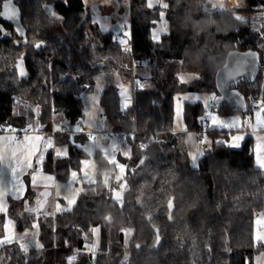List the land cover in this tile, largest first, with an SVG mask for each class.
Returning <instances> with one entry per match:
<instances>
[{"label":"trees","instance_id":"16d2710c","mask_svg":"<svg viewBox=\"0 0 264 264\" xmlns=\"http://www.w3.org/2000/svg\"><path fill=\"white\" fill-rule=\"evenodd\" d=\"M228 2L227 11H216L208 0H154L151 8L146 0H130L136 68L153 66V86L140 87L124 110L117 86H107L101 97L109 128L129 134L125 140L132 155L125 159L123 200L114 198L118 184L113 181L85 184L72 210L39 218L42 248L25 253L5 246L0 248V264H68L70 255L92 242L95 227L101 231L96 261L80 252L78 264H253L252 257L264 249L253 239L257 211L264 210V170L256 166L254 138L247 137L240 148L214 144L194 168L172 132L175 95L209 91L218 96L216 72L234 50L259 52L257 78L235 88L252 90L259 103L264 99V27L255 31L239 20ZM4 3L5 15L16 8L18 13L15 21L0 19V129H27L36 123L55 144H68L69 158L50 152L43 166L65 181L87 154L69 143L71 134L59 131L55 113H64L71 123L84 118L79 94L91 91L102 71L119 68L130 76L131 68H125L130 57L115 33L103 31L87 13L84 0H68L67 5L64 0ZM247 3L249 13L264 6V0ZM161 13L166 33L161 34L162 43H154L150 30L161 22ZM57 26L71 33L70 45L55 31ZM189 71L199 78L179 83V74ZM140 80L147 82L142 76ZM15 97L31 106L20 113ZM214 108L242 114L229 106ZM204 111L200 102L185 104L184 120L191 130H199L197 117ZM99 163L108 166L105 157ZM23 201L11 199L8 213L19 230L35 219L19 212ZM5 219L0 215V238Z\"/></svg>","mask_w":264,"mask_h":264},{"label":"rangeland","instance_id":"374dc122","mask_svg":"<svg viewBox=\"0 0 264 264\" xmlns=\"http://www.w3.org/2000/svg\"><path fill=\"white\" fill-rule=\"evenodd\" d=\"M55 1V0H52ZM58 1V0H56ZM86 4L87 13L91 15L92 19L96 21L100 28L103 31H112L115 33L117 40L124 39V27L131 25V11H130V0H84ZM152 2L154 0H151ZM164 1V0H162ZM226 1L228 0H208L209 3L215 5L214 10L227 11ZM230 3V2H228ZM164 4V2H163ZM50 8V7H49ZM248 9V3L242 9H233L236 11L235 16L243 21L248 22L250 27L255 31H258L264 27V6L259 7L255 12L249 13L246 12ZM165 19H162L161 22L156 26L154 30L162 29ZM167 26V24H166ZM55 31L59 34L62 41L70 45L71 43V33L66 32L60 26H57ZM163 31L161 32V34ZM125 68L128 72V69L131 68L130 62L126 63ZM147 69V70H146ZM146 69H136L135 74L137 75L138 82L142 88H151L152 82L150 80L152 76L153 66L148 64ZM145 77L147 82L142 84L140 77ZM179 77L183 78L185 83L191 82L197 78L199 75L195 72H182L179 74ZM94 86L91 91L81 92L79 94L80 98L83 101V110L84 118L82 122L87 130H99V131H108L111 130L108 126L104 107L101 104V97L107 86L115 85L118 88L119 95L121 97V103L128 102L132 97V80L130 76L123 74L122 70L119 68H112L105 71H102L95 75ZM217 95L215 92H185L178 93L175 95L174 107H175V116L172 129L177 130L180 134V139L183 142V149L189 153L190 164L193 166V160L191 155L197 157L196 164L198 165L200 158L205 154V149L211 147L214 144L225 143L227 145L230 142L229 137H240L239 141H236L238 145L242 143L247 136H252L254 138V154L257 166L264 168V165H261V161L264 160V155H259L256 153L258 147H264V128H258L260 123L258 115L254 117L253 127L258 128L257 133H249L246 130L241 128L240 121L242 120V115L240 113H219L215 110L214 104L215 101L211 100L210 97ZM196 97H200V103H207L211 106V110L216 112L219 115V118L224 121L231 120L234 122L233 128L231 130L223 127H212L214 132H217L216 135H212L209 132H200V130H191L190 126L184 120V107L187 102H197ZM17 103V109L20 113L25 112L31 105L22 102L18 97H15ZM261 106V105H260ZM205 109V108H204ZM206 109L202 115H206ZM56 114L54 117L55 125L58 127L59 121H56ZM186 125V127H185ZM76 126L71 125V130L74 133ZM227 132V133H226ZM226 133V134H225ZM205 136L207 137V143H202ZM71 138L75 140V146L81 148L87 156L82 159V161L87 162L82 165V161L79 169H72L69 175V178L65 181H58V188L55 190L57 196H60L63 201H59V207L62 205L63 212H68L69 205L66 203L65 199L72 201L74 204L71 205V210L77 203L80 193L83 192L85 184L96 183L102 181L103 183L109 185L112 181L118 184V187L114 189V198L122 202L124 196V190L126 188V182L124 180V173L126 170L125 159L132 155L131 146L126 142L125 139L119 138L115 135L111 139H102L100 136H95L92 139L85 141H80L76 139L75 134H71ZM238 146L237 148H240ZM60 154H63L65 151L69 152V145L66 143L56 144L54 151H57ZM201 153L203 155L201 156ZM191 154V155H190ZM100 156L107 159L108 166H101L99 163ZM194 167V166H193ZM196 168V167H194ZM75 173V176L73 175ZM54 217V216H53ZM264 217V213L259 215L258 218ZM256 231L260 233L257 234ZM128 237L131 236V231L127 233ZM101 239L100 228L95 227L93 230V238L89 245L88 249H82L80 251L76 250L75 253L69 256V261L71 264L79 263V253L85 252L87 255H90L91 260L95 263L97 254L100 251L99 243ZM253 239L256 246H264V225H254L253 230ZM39 242L41 243L40 239ZM42 244V243H41ZM129 254L126 252L124 254L123 260L128 259ZM253 264H264V249L258 251L251 259Z\"/></svg>","mask_w":264,"mask_h":264},{"label":"crops","instance_id":"0c3cea01","mask_svg":"<svg viewBox=\"0 0 264 264\" xmlns=\"http://www.w3.org/2000/svg\"><path fill=\"white\" fill-rule=\"evenodd\" d=\"M244 7L245 5L239 9ZM143 69H146V67ZM55 114L57 118L56 121L60 122L65 118V115L62 112H57ZM33 125V127L25 129L23 134L19 132H17V134H13L6 130L2 133L3 135L0 136V152H2L4 156L3 161H0V206H2V208L7 212L6 219L10 218L15 223L16 240L28 245L29 250L32 248H37L36 242L39 241L40 226L38 229L33 227V224L37 222V217H53L56 214L63 212V206L61 205L59 207V201H63V198L61 199V197L57 196L55 192L59 183L54 174L47 173L43 168L48 154L50 152H54L56 148L54 137L51 134L43 132L36 123ZM8 128L9 127H5V129ZM258 131V128L255 127V133ZM172 132L177 136L179 144L183 148V142L180 139V134L174 129H172ZM12 137L28 140L29 142L35 141L36 143L41 144V157L44 159L43 165L39 170L35 164L32 166L24 164H20L19 167L17 166L16 159H14L11 155L12 148L14 147L12 143ZM245 139L241 141L242 144L244 143ZM211 147H207L205 151ZM45 149H48V151H45ZM41 157H38L37 159H40ZM257 167L264 170V168L261 166ZM21 168L23 171L20 170ZM23 185H27L26 191L22 189ZM30 193L32 194L27 196ZM19 196L22 198H18ZM11 199H24L23 203L20 204L18 208L19 212L35 217V219L31 220L23 230H19L16 220L8 216ZM13 246L20 250L18 244H13Z\"/></svg>","mask_w":264,"mask_h":264},{"label":"snow or ice","instance_id":"6c2138e0","mask_svg":"<svg viewBox=\"0 0 264 264\" xmlns=\"http://www.w3.org/2000/svg\"><path fill=\"white\" fill-rule=\"evenodd\" d=\"M67 2H68V0H64L65 5H67ZM12 3L14 4V0H12ZM146 4H148V6L150 8L153 7L151 0H146ZM0 5H2V8H0V19L7 20L9 22L15 21V15L18 13V8L14 9L12 11L11 15H5V10H6L7 6L5 5L4 0H0ZM53 14H55V13H53ZM163 17H164V14L161 13V19H163ZM153 23L155 25L158 22L153 21ZM14 30H16L15 27H14ZM162 31L166 33V25L160 30H150V35H151V38H152L154 43H162V37H161ZM0 32H4V29L2 26H0ZM123 36L126 37V39H121L118 41L121 46H124L125 44H127L131 40V30L128 27H127L126 31L123 33ZM36 47L39 48L40 45H37ZM177 79H178L179 83H185L183 78L178 77ZM237 95H238V93H237ZM210 99L215 101V99H216L215 95L211 96ZM195 100L197 102H199L200 97H196ZM260 105H264V99H261L259 105L254 104V106H260ZM202 107H204L207 111H206V115L204 117H197L198 123L207 124L208 126L211 125L212 127H218L219 126V127L227 128L229 130H231L233 128L234 122L231 120H228V121L221 120L219 118V115L216 112L211 110V106L209 104L203 103ZM254 115L255 116L258 115V117H259L260 123L258 125V128H264V107H261V110L259 111V113L255 112ZM246 118L251 119V117H246ZM240 125L242 128L243 127V120L240 121ZM41 127H43V125H41ZM185 127H186V125H185ZM6 130L7 131H13L14 129L8 128ZM74 130L77 132L81 131V129L78 126H76ZM3 131H5V129H0V136L3 135L2 134ZM14 131L23 134L25 129H19V130L15 129ZM240 139H241L240 137L230 136L229 137L230 142L227 143V146L231 147V148H237L238 146H241V144L238 145L236 143V141H239ZM207 142H208L207 137L205 136L202 143H207ZM12 143H13L14 147L12 148L11 155L14 159H16L18 167L20 164H24V165H28V166H32L35 164V166L37 167L38 170L41 168V166L43 165V159H44L43 157H41V144L36 143L35 141L29 142L28 140L19 139L16 137H12ZM69 143L75 144L76 142H75L74 138H70ZM45 151H48V149H45ZM256 153L259 155H264V147H258L256 149ZM52 155L56 156L58 158H69V154L67 153V151H65L63 154H60L57 150V151L52 152ZM202 155H203V153H201V156ZM38 157H41V158L37 159ZM3 159H4L3 153L0 152V161H3ZM191 159L193 160V166L197 167L198 166L196 164L197 157L195 155H191ZM86 163L87 162L82 161V165L86 164ZM261 165H264V160L261 161ZM20 170L23 171L22 168ZM46 175H50V174H46ZM73 175L75 176V173H73ZM22 189L24 191H26L27 185H23ZM18 198H22V197L19 196ZM65 201L69 205L68 210H71V205L74 204L75 201L74 200L69 201L67 199H65ZM0 215H4L5 217H7V212H6V210H4L2 208V206H0ZM38 220H39V218L37 217V222L33 224V227H35L37 229L39 227ZM254 223L256 225H264V217L257 218L254 221ZM4 230H5L4 236L2 238H0V248H3L5 246H11L13 244H18V247L21 251H23L25 253H27L29 251L28 245H26L23 242H18L16 240L15 223L10 218H7L5 220ZM256 233L259 234L260 232L256 231ZM36 247L42 248L43 245L39 241H37ZM88 248H89V245H84V249H88ZM69 264H71V261H69Z\"/></svg>","mask_w":264,"mask_h":264},{"label":"water","instance_id":"95a60500","mask_svg":"<svg viewBox=\"0 0 264 264\" xmlns=\"http://www.w3.org/2000/svg\"><path fill=\"white\" fill-rule=\"evenodd\" d=\"M246 3L247 0H239ZM53 9V5H49ZM262 57L254 50H234L227 55L226 61L216 72V87L219 95L215 99L217 108L229 106L233 111L245 112V95L235 88L240 82H253L257 78ZM238 93V95H237ZM152 216L147 218L148 221Z\"/></svg>","mask_w":264,"mask_h":264},{"label":"built area","instance_id":"2783aa9c","mask_svg":"<svg viewBox=\"0 0 264 264\" xmlns=\"http://www.w3.org/2000/svg\"><path fill=\"white\" fill-rule=\"evenodd\" d=\"M163 26L166 25L164 21H162ZM127 27L131 30V40H132V32L134 30L132 23L130 26L124 27V32L126 31ZM131 40L125 44L124 46H121L122 51L130 57V65H131V72L130 77L132 80V97L128 102L121 103V108L124 110L126 109L130 103L135 101V95L140 90V85L138 82L137 75L135 74V70L137 69V63L134 60V48L131 43ZM143 63V61L140 62V64ZM142 82H145L143 79ZM245 95L246 103H247V109L245 112H242V120H243V129L246 130L249 133H254L255 129L253 127L254 124V117L255 112L259 113L261 110V106H254L259 105V98L255 95V93L252 90H244L242 92ZM246 117H251V119H247ZM71 125L78 126L81 131L74 133L72 132ZM199 130L200 132H210L212 130L211 125L202 124L199 123ZM6 131V129H5ZM3 131V132H5ZM59 131L61 133H67V134H75L79 136H84L86 139H92L95 136H100L102 139H111L115 135H117L121 139H125L129 134L124 131H115V130H108V131H99V130H87L84 126L82 120H77L75 123H71L69 119L64 118L59 122ZM10 133L17 134L15 131H9ZM133 133H136V130L132 131ZM264 213V210L257 211V216Z\"/></svg>","mask_w":264,"mask_h":264},{"label":"bare ground","instance_id":"6f19581e","mask_svg":"<svg viewBox=\"0 0 264 264\" xmlns=\"http://www.w3.org/2000/svg\"><path fill=\"white\" fill-rule=\"evenodd\" d=\"M233 9H239L246 5V3H240L239 0H229Z\"/></svg>","mask_w":264,"mask_h":264}]
</instances>
